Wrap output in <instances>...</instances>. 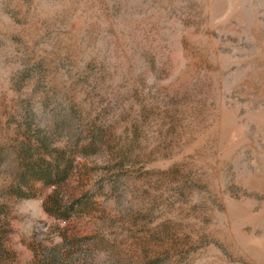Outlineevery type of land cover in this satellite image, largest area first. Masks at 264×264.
<instances>
[{
  "label": "rangeland",
  "instance_id": "rangeland-1",
  "mask_svg": "<svg viewBox=\"0 0 264 264\" xmlns=\"http://www.w3.org/2000/svg\"><path fill=\"white\" fill-rule=\"evenodd\" d=\"M0 264H264V0H0Z\"/></svg>",
  "mask_w": 264,
  "mask_h": 264
},
{
  "label": "trees",
  "instance_id": "trees-1",
  "mask_svg": "<svg viewBox=\"0 0 264 264\" xmlns=\"http://www.w3.org/2000/svg\"><path fill=\"white\" fill-rule=\"evenodd\" d=\"M37 174H39L38 173V171H35V174H34V178H36V179H38V180H40V181H43L44 183H46V184H48L49 182H52V180L54 179V178H63V176H64V173H55V174H50V173H48V175L47 176H45L44 175V177H42L41 175V177L39 176V175H37ZM53 178V179H52Z\"/></svg>",
  "mask_w": 264,
  "mask_h": 264
}]
</instances>
